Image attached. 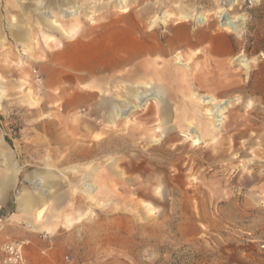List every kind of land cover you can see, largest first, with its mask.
Here are the masks:
<instances>
[{
	"label": "rangeland",
	"instance_id": "374dc122",
	"mask_svg": "<svg viewBox=\"0 0 264 264\" xmlns=\"http://www.w3.org/2000/svg\"><path fill=\"white\" fill-rule=\"evenodd\" d=\"M35 2L0 0V216L43 196L56 264H264V0Z\"/></svg>",
	"mask_w": 264,
	"mask_h": 264
},
{
	"label": "crops",
	"instance_id": "0c3cea01",
	"mask_svg": "<svg viewBox=\"0 0 264 264\" xmlns=\"http://www.w3.org/2000/svg\"><path fill=\"white\" fill-rule=\"evenodd\" d=\"M78 27H72L75 30L74 36L78 35ZM88 71H78L82 73H87L90 76H96L98 74H104L106 71H96V69L88 68ZM0 153L6 155L5 166L10 171L14 170V173L19 172V167L13 165L11 162V156L7 155L5 150H0ZM10 178L4 179L2 182H8ZM42 182L45 184V180L42 178L36 179L37 185H41ZM7 190L4 192L3 188L0 186V211L7 208L9 204V198H6ZM44 197L40 194L35 197L34 195L29 194L27 191L20 192L17 196V206L16 211L11 214V216L1 217L0 216V247L4 240L16 238V239H28L31 245L25 247V253L28 259L29 264H56L54 260L49 256L46 250H39L38 253V242L40 240L36 233L32 232L33 229H47L51 231V226L46 225L42 222V218L38 217V212L40 210L45 211V206L42 208H37V205L44 201ZM27 223V226L25 225ZM32 227V228H31ZM58 264V263H57Z\"/></svg>",
	"mask_w": 264,
	"mask_h": 264
},
{
	"label": "bare ground",
	"instance_id": "6f19581e",
	"mask_svg": "<svg viewBox=\"0 0 264 264\" xmlns=\"http://www.w3.org/2000/svg\"><path fill=\"white\" fill-rule=\"evenodd\" d=\"M36 2H35V5H40V4H42V1L43 0H35ZM72 1L73 0H55V6L57 5H59V4H61V5H64V4H71L72 3ZM70 8V7H69ZM19 9H20V7H19ZM60 9V8H59ZM123 11H124V13H129V9H128V7H126V8H124L123 9ZM75 12H77V11H75ZM193 17V14H186V15H183L182 16V19L183 20H185V21H187V20H189L190 18H192ZM224 17V16H223ZM200 18H202L201 16H195V18H194V20H198V22H201L199 19ZM53 22L54 23H56V21L55 20H53ZM221 24H223L225 27H228V28H230L231 30H234V31H236L237 30V28H238V25L236 24V19L235 18H231V17H226L225 18V20L223 21V23H221ZM57 26H60L61 27V25H56V26H52V28H54V30H56V31H59L60 32V34L63 36V37H65V38H73L74 37V32H75V30L74 29H71L69 32H67L66 30H65V28L64 27H61V28H56ZM31 30V29H30ZM19 34H22L23 36H21V38H20V41L21 42H23V43H25L26 42V40H27V37H28V32H27V30L26 29H21V31H20V33ZM129 37V36H128ZM133 37V36H132ZM134 39V38H133ZM132 39V40H133ZM20 41H18V42H20ZM129 41V40H128ZM131 41V40H130ZM47 43V42H46ZM127 43V42H126ZM131 43V42H130ZM147 43V42H146ZM145 42H144V46L145 45H147ZM140 44V43H139ZM127 45V44H126ZM136 45V44H135ZM149 45V44H148ZM123 46V45H122ZM130 46V45H129ZM134 46V45H133ZM138 46V45H137ZM137 46H135V47H137ZM124 47V46H123ZM126 47V46H125ZM131 47V46H130ZM130 47H127V49L128 48H130ZM138 47H140V45L138 46ZM143 48V47H142ZM149 48V47H148ZM147 48V49H148ZM126 49V50H127ZM144 49H146L145 47H144ZM146 49V50H147ZM152 49V48H151ZM130 50V49H129ZM131 52V51H130ZM134 52V51H133ZM178 58H180V56L178 57ZM181 61V60H180ZM180 61H176V62H178V63H180ZM147 98V97H146ZM219 110H215V112H214V118H215V120H217V121H219ZM194 141H195V143H198L199 142V140L198 139H194ZM43 213H44V210H40L39 212H38V217H41L42 215H43Z\"/></svg>",
	"mask_w": 264,
	"mask_h": 264
},
{
	"label": "built area",
	"instance_id": "2783aa9c",
	"mask_svg": "<svg viewBox=\"0 0 264 264\" xmlns=\"http://www.w3.org/2000/svg\"><path fill=\"white\" fill-rule=\"evenodd\" d=\"M28 239H8L0 247V264H29L25 247ZM64 264H74L68 257Z\"/></svg>",
	"mask_w": 264,
	"mask_h": 264
}]
</instances>
